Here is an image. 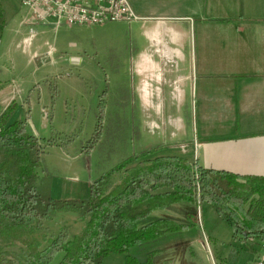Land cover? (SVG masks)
I'll return each mask as SVG.
<instances>
[{"label": "rangeland", "instance_id": "374dc122", "mask_svg": "<svg viewBox=\"0 0 264 264\" xmlns=\"http://www.w3.org/2000/svg\"><path fill=\"white\" fill-rule=\"evenodd\" d=\"M0 3L6 20L0 35V97H13L11 121L25 123L28 132L41 140L39 186H48L53 199L88 200L92 184L129 158L181 155L168 143L172 130L179 132V128H165L162 119L161 129L149 130L154 112L145 110L139 100L132 60L142 22L27 25L33 14L23 0ZM170 114L184 117L188 131L182 139L193 142L195 112L165 111L163 117ZM193 170L197 175V168ZM124 177L115 174L108 191ZM181 206L190 215L187 229L136 245L126 254L110 255L103 264H125L129 256L145 262L151 254L154 264H252L257 260L260 247L234 240L208 203ZM6 226L0 231V264H18L27 254L28 242H38L45 249L59 235L73 239L85 223L75 213H58L32 226Z\"/></svg>", "mask_w": 264, "mask_h": 264}, {"label": "crops", "instance_id": "0c3cea01", "mask_svg": "<svg viewBox=\"0 0 264 264\" xmlns=\"http://www.w3.org/2000/svg\"><path fill=\"white\" fill-rule=\"evenodd\" d=\"M128 1L139 17L134 22H142L132 63L139 100L154 112L149 130L161 129L162 119L165 128H179L168 143L181 155L171 156L204 169L264 177V0ZM12 100L0 97V107L6 110ZM190 109L197 136L186 142L184 117L163 113ZM181 207L155 211L150 220L189 225Z\"/></svg>", "mask_w": 264, "mask_h": 264}, {"label": "trees", "instance_id": "16d2710c", "mask_svg": "<svg viewBox=\"0 0 264 264\" xmlns=\"http://www.w3.org/2000/svg\"><path fill=\"white\" fill-rule=\"evenodd\" d=\"M5 24L0 3V35ZM14 107L15 102L6 110L0 107V231L8 224L32 226L58 213H75L85 223L81 234L59 235L45 249L28 242L18 264H103L110 255L188 228L170 219L150 220L155 211L184 202L208 203L234 240L264 251V177L204 169L177 156L134 157L93 183L88 200H55L48 186H39L41 140L25 123L11 121ZM117 173L125 177L108 191ZM153 255L145 262L129 256L125 264H154Z\"/></svg>", "mask_w": 264, "mask_h": 264}, {"label": "built area", "instance_id": "2783aa9c", "mask_svg": "<svg viewBox=\"0 0 264 264\" xmlns=\"http://www.w3.org/2000/svg\"><path fill=\"white\" fill-rule=\"evenodd\" d=\"M33 17L27 25L103 26L139 19L128 0H23ZM252 264H264V253Z\"/></svg>", "mask_w": 264, "mask_h": 264}]
</instances>
